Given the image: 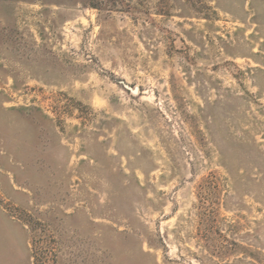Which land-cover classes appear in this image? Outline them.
<instances>
[{"label":"rangeland","instance_id":"1","mask_svg":"<svg viewBox=\"0 0 264 264\" xmlns=\"http://www.w3.org/2000/svg\"><path fill=\"white\" fill-rule=\"evenodd\" d=\"M0 264H264V0H0Z\"/></svg>","mask_w":264,"mask_h":264}]
</instances>
